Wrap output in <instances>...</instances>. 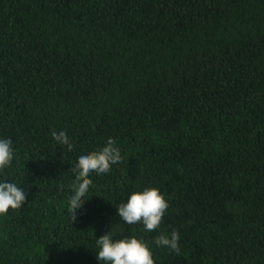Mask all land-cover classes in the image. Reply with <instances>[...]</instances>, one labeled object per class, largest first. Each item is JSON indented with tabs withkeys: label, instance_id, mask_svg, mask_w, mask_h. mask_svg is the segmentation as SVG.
<instances>
[{
	"label": "trees",
	"instance_id": "obj_1",
	"mask_svg": "<svg viewBox=\"0 0 264 264\" xmlns=\"http://www.w3.org/2000/svg\"><path fill=\"white\" fill-rule=\"evenodd\" d=\"M0 139L26 193L0 264H105L110 230L155 264H264V0H0ZM109 139L122 160L72 220V170ZM147 187L169 204L152 232L116 209ZM174 229L179 254L155 245Z\"/></svg>",
	"mask_w": 264,
	"mask_h": 264
},
{
	"label": "clouds",
	"instance_id": "obj_2",
	"mask_svg": "<svg viewBox=\"0 0 264 264\" xmlns=\"http://www.w3.org/2000/svg\"><path fill=\"white\" fill-rule=\"evenodd\" d=\"M52 138L61 145H68L71 150L70 138L65 131H53ZM15 150L11 139H0V170L7 169L13 162ZM122 160L120 149L115 141L109 139L106 146L96 151L78 157L73 182V193L68 200V210L72 220L76 218V209L83 205V198L88 193L92 173L107 174L112 165ZM26 193L15 182L0 181V216L9 210H19L24 204ZM169 207L164 195L156 187H147L142 191H133L126 203H121L116 209L121 220L128 224H142L144 230L152 232L158 229ZM180 235L175 229L170 237L161 234L155 239L157 247H167L176 254L180 253ZM98 252L96 259L105 264H155L151 248L143 239L135 236L114 239L110 230L107 234L96 239Z\"/></svg>",
	"mask_w": 264,
	"mask_h": 264
}]
</instances>
